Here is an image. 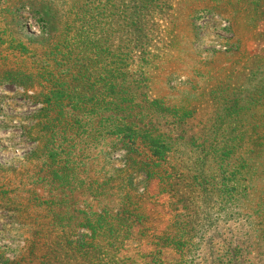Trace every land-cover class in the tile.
Here are the masks:
<instances>
[{"label":"rangeland","instance_id":"obj_1","mask_svg":"<svg viewBox=\"0 0 264 264\" xmlns=\"http://www.w3.org/2000/svg\"><path fill=\"white\" fill-rule=\"evenodd\" d=\"M73 1L0 0V264H264V0L173 1L142 66L156 112L118 115L168 137L160 161L138 141L102 145L111 112L46 105L98 88L76 74L92 54L57 52Z\"/></svg>","mask_w":264,"mask_h":264},{"label":"trees","instance_id":"obj_2","mask_svg":"<svg viewBox=\"0 0 264 264\" xmlns=\"http://www.w3.org/2000/svg\"><path fill=\"white\" fill-rule=\"evenodd\" d=\"M50 1L54 7L60 0ZM173 1L175 0H74L67 3L58 22L65 30L64 35L70 36L63 38L65 43L62 46L57 45V52L61 51L60 48H67L60 53L65 60L69 57L78 60L77 56L81 53L87 60L91 58L88 54H92L95 64H101L91 71L83 69L76 73L86 79L93 78L94 83L97 81V90L91 88L84 92L81 89L78 91L79 87L66 86V90L47 95L46 105L51 109L56 108L55 118L60 119L65 106L69 107L68 115L74 121H79L82 114L95 115L97 110L100 113L111 112L114 114V121H109L110 115L101 117L102 121L106 120L98 130L102 135V145H109V138L115 137L128 153L133 151V145L138 141L153 159H166L163 153H168V137L164 133H153L147 125H138L124 118L132 115L145 118L156 112L150 107V103L146 104L147 100L143 95L146 84L142 66L147 59L157 54L160 47L157 43L161 39L168 42L163 24L170 16ZM74 11L79 12L80 24L72 27L69 33L68 22ZM104 11L108 14L107 26L100 32V14ZM34 13L38 14V11L34 10ZM37 19L46 26L47 21L44 18ZM53 26L54 23L50 22L49 28L52 29ZM100 33L104 34L106 40L102 49L98 47ZM137 94L143 96L138 97ZM121 114L124 118L118 116ZM171 115L173 119L170 118V123L175 126L179 121L176 111Z\"/></svg>","mask_w":264,"mask_h":264}]
</instances>
